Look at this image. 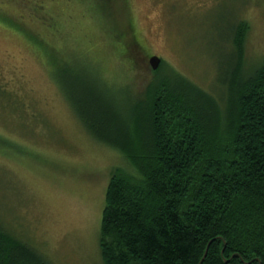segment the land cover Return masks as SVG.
Masks as SVG:
<instances>
[{"label": "trees", "instance_id": "16d2710c", "mask_svg": "<svg viewBox=\"0 0 264 264\" xmlns=\"http://www.w3.org/2000/svg\"><path fill=\"white\" fill-rule=\"evenodd\" d=\"M0 6L82 125L128 162L113 169L106 189L103 264H264V60L247 66L246 21L228 22L216 94L179 72L164 75L161 63L142 94L121 99L98 68L96 75L86 69V58L65 60L52 44L58 27L51 15L45 28L54 36L47 37ZM127 18L119 35L124 58L144 49L133 15ZM18 96L0 85L1 104L10 108L8 99ZM0 264L47 263L0 219Z\"/></svg>", "mask_w": 264, "mask_h": 264}, {"label": "rangeland", "instance_id": "374dc122", "mask_svg": "<svg viewBox=\"0 0 264 264\" xmlns=\"http://www.w3.org/2000/svg\"><path fill=\"white\" fill-rule=\"evenodd\" d=\"M120 1L0 0V5L16 12L13 21L28 18L47 37L54 36L45 28L52 16L58 27L52 44L65 60L86 58L91 63L86 69L96 75L98 68V78L121 99L142 94L154 80L153 55L161 58L164 75L179 72L216 94L228 50L222 38L235 16L250 26L247 66L264 60V0H131L126 8ZM4 13L0 6V19ZM130 14L144 49L124 58L119 35ZM40 58L12 21H0V85L21 98H9L10 108L0 103V219L47 264H103L99 238L106 189L113 169L127 168L128 162L82 125ZM5 138L13 149L4 147Z\"/></svg>", "mask_w": 264, "mask_h": 264}, {"label": "water", "instance_id": "95a60500", "mask_svg": "<svg viewBox=\"0 0 264 264\" xmlns=\"http://www.w3.org/2000/svg\"><path fill=\"white\" fill-rule=\"evenodd\" d=\"M150 64L153 70L158 69L161 64V58L157 55H153L150 57Z\"/></svg>", "mask_w": 264, "mask_h": 264}]
</instances>
